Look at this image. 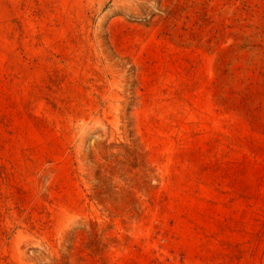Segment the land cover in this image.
Masks as SVG:
<instances>
[{"label": "rangeland", "instance_id": "374dc122", "mask_svg": "<svg viewBox=\"0 0 264 264\" xmlns=\"http://www.w3.org/2000/svg\"><path fill=\"white\" fill-rule=\"evenodd\" d=\"M0 264H264V0H0Z\"/></svg>", "mask_w": 264, "mask_h": 264}]
</instances>
